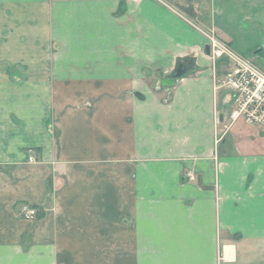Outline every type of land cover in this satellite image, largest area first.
Here are the masks:
<instances>
[{
    "label": "crops",
    "instance_id": "1",
    "mask_svg": "<svg viewBox=\"0 0 264 264\" xmlns=\"http://www.w3.org/2000/svg\"><path fill=\"white\" fill-rule=\"evenodd\" d=\"M206 1L202 27L166 0H0V264H75L118 200L124 264H264V125L228 118L204 35L264 63V0Z\"/></svg>",
    "mask_w": 264,
    "mask_h": 264
},
{
    "label": "built area",
    "instance_id": "2",
    "mask_svg": "<svg viewBox=\"0 0 264 264\" xmlns=\"http://www.w3.org/2000/svg\"><path fill=\"white\" fill-rule=\"evenodd\" d=\"M208 52L206 56L212 62L222 59L225 63L218 79L230 93L231 109L228 118L233 121L242 118L252 125H264V63L252 60L248 55L234 50L213 33H207ZM27 160L35 159L34 150L28 148ZM191 178L192 174L187 172ZM24 216H33L35 209L27 203L19 205Z\"/></svg>",
    "mask_w": 264,
    "mask_h": 264
},
{
    "label": "rangeland",
    "instance_id": "3",
    "mask_svg": "<svg viewBox=\"0 0 264 264\" xmlns=\"http://www.w3.org/2000/svg\"><path fill=\"white\" fill-rule=\"evenodd\" d=\"M168 5H170L172 8H176L180 12L183 13L184 16L188 17L190 21H195L196 24L203 26L201 22L194 19V15L187 14L182 8L185 6L183 5V2H185L186 5L193 4V0H177V2L172 3L170 0H166ZM182 2V3H180ZM180 3V4H179ZM197 8H207V1L206 0H197ZM182 10H180V9ZM1 14V21H5V23L8 21L7 14L0 12ZM194 19V20H193ZM194 22V23H195ZM214 33L213 30H210L208 32H204V35L206 37L207 33ZM0 36L1 38H7L9 37V31L8 29H1L0 30ZM23 36V33L21 34ZM207 39V37H206ZM220 40H222L220 38ZM225 42L224 40H222ZM228 44V43H227ZM229 45V44H228ZM18 76H16L14 79H16L18 87L21 86L20 89H18L17 98L18 101L24 100V92H23V85L25 84V80L30 79L22 76L23 71L17 70ZM35 80H40V78H33ZM154 84L159 85L158 80L154 82ZM35 96V94L33 93ZM40 96V93L37 94ZM22 111V110H20ZM35 154V153H34ZM35 157V156H34ZM35 160V159H34ZM33 160V161H34ZM116 192V190H114ZM119 191V190H118ZM21 203H24V201H21ZM19 202V205L21 204ZM27 203V202H25ZM31 205V204H30ZM35 209V214L33 216H24L20 213L18 209H16V213L18 216L27 218V219H33L40 215V211L37 206L31 205ZM18 208V207H17ZM99 214V213H98ZM100 215H97L96 221L93 223L95 226V231L100 234L104 230H107V233H112L111 235H108L107 237H89V236H81L79 238L81 245L86 244H95L96 252L89 251V252H78L76 254H67L70 255V260L74 259L75 264H124V262H128V254H124V219L121 220V218L124 217V204H121V202L118 200V202H115L113 204L112 209V221L110 222V217H107V220H102V223L99 220ZM75 240V239H74ZM104 246V247H103ZM129 264V263H126Z\"/></svg>",
    "mask_w": 264,
    "mask_h": 264
},
{
    "label": "water",
    "instance_id": "4",
    "mask_svg": "<svg viewBox=\"0 0 264 264\" xmlns=\"http://www.w3.org/2000/svg\"><path fill=\"white\" fill-rule=\"evenodd\" d=\"M205 49L208 52V45H205ZM184 71V68L182 67L181 64H179L173 71L172 73L166 77L162 79V83H173L175 80V77L180 76Z\"/></svg>",
    "mask_w": 264,
    "mask_h": 264
},
{
    "label": "trees",
    "instance_id": "5",
    "mask_svg": "<svg viewBox=\"0 0 264 264\" xmlns=\"http://www.w3.org/2000/svg\"><path fill=\"white\" fill-rule=\"evenodd\" d=\"M184 8H182L187 14H189V15H192L194 12V7H193V4H188V5H186V4H184Z\"/></svg>",
    "mask_w": 264,
    "mask_h": 264
}]
</instances>
